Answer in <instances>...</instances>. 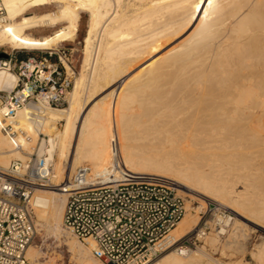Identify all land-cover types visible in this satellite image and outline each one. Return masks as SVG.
<instances>
[{"label":"bare ground","instance_id":"6f19581e","mask_svg":"<svg viewBox=\"0 0 264 264\" xmlns=\"http://www.w3.org/2000/svg\"><path fill=\"white\" fill-rule=\"evenodd\" d=\"M1 2L8 21L0 28V48L5 46L28 50L54 48L62 43L61 41L74 37L80 21V11L88 13L89 16L83 41L84 64L80 75L74 81L71 93L68 94L67 106L62 108L51 106L39 111L36 107L25 105L19 109L14 120L19 126L18 130L25 133L28 138L19 132L12 138L5 134L0 126L1 172L15 160L21 161L25 169L27 157L24 153L31 154L35 151L38 157L44 156L47 163L50 162L47 169L53 184L35 189L30 204L36 208L35 213L39 222L42 221L54 236L60 237L65 234L61 221L68 190L66 184L71 173L77 166L87 162L92 176L101 177L104 174L106 176L112 166L114 149L118 150L121 164L130 175H137L140 178L164 177L172 181L177 191L181 193H184L180 188L183 187L189 193H196L194 195L203 199H217L220 203H226L225 205L230 208L224 206L235 214L232 223L235 228H231L234 233H229L230 229L228 231L229 235L234 237L231 243L234 242L235 246L237 236L240 235H236L235 231H241L243 226L252 224L254 227L264 229V158L257 165L251 164L253 161L249 162L247 167L242 164V160L245 161V157L247 156V159L251 154L250 150L247 151L251 147L248 143L251 139L247 142L249 135L256 130L264 135V0H1ZM56 4H61L56 11L30 13L33 8ZM55 25L61 26L50 34L35 37L29 33L35 28L48 29ZM193 25L195 28L189 35L164 52L162 50L152 64L145 67L148 71L144 68L146 73L141 70L143 75L141 71L129 74L132 69L152 54L159 52L165 44L181 36ZM202 49L203 51L207 49V54L210 53L216 61L219 60L221 62L219 66L223 58L225 63L230 65L232 74L230 73L229 84L222 79L225 85L222 84L219 95L215 92L218 96L213 94L207 97L208 99L201 96L203 100L192 97L193 101L197 99L198 104L203 103L209 109L205 115H201L202 117L197 113L199 119L196 118L198 120L194 122L195 124L185 127L181 125L183 119L185 120L183 110H176L179 104L172 110L174 101L179 103L178 98L182 97L192 101L189 96L185 98L188 95L184 94L185 91L187 89L193 91V88L198 86H195L196 80L204 77L206 79L208 76L204 71H200L197 72L200 73L197 78L195 73L193 76L197 79L196 82H192L195 83L194 87L191 83L188 85L191 87L186 89L183 87L185 91L175 90L176 87L173 89L171 85L177 84L174 82V75L173 79L168 80L167 76L165 83L167 85L170 82L168 85L171 88L167 86L169 91H166L168 93L164 96L163 91L159 94L157 92L162 90L159 88L162 87V83L158 81L164 77L159 76V71L161 69L162 73L164 71L162 69L168 71L171 68L173 71V68L177 70L193 66L194 61L199 58L198 56V58L195 56L197 59L194 58L195 53L198 50L202 53ZM199 56L202 55L199 53ZM163 63L165 64L162 65ZM154 64L157 67H153ZM120 77L124 79L109 88L99 99L96 97L98 101L94 100L95 103L92 104L98 91L110 86ZM190 81L191 79L189 83ZM15 83L14 73L0 69V91L12 89ZM172 89L174 92L177 91L172 92L176 94L175 97L171 95ZM180 93L185 96L181 97ZM192 95L190 94V97ZM208 100L213 102L211 103L213 105L206 104ZM189 101L184 104L190 103ZM171 106L173 107L170 110ZM201 109L205 108L202 106ZM188 114L186 119L189 118ZM253 115L256 120L252 119ZM59 122H63L60 124L61 127L58 125ZM215 122L220 123V127L218 125L220 129L217 127L216 130L212 126ZM254 124L258 127L254 128ZM248 131L250 134H247ZM39 134L46 135L47 139H41L38 137ZM38 138L41 139L39 142ZM262 140L264 142V136ZM222 141L226 142L224 146ZM220 148H223V152ZM222 163L224 165H221ZM58 185L59 188L56 187ZM187 208L190 213L192 212L193 207L187 205L182 219L186 216ZM193 209L195 212V208ZM219 220L221 219L218 218ZM230 220L232 218H227L225 224ZM180 221L169 234L172 240H178L191 233L197 227L196 223L198 224L196 216L192 214ZM246 228L248 231V227ZM218 233L225 234L226 230L211 229L204 238V244L207 243L215 250L220 243ZM67 238L69 248L76 253L78 264H105L91 256L90 251L93 247L91 241L87 245L73 239L72 236ZM226 245L219 249L223 256L225 250L232 247ZM254 247L251 251L252 258L257 264H264V238ZM40 257L41 253L29 245L25 252L28 263L39 264L37 260H40ZM229 260L226 262L212 258L202 246L195 247L192 251L181 252L168 249L160 258L150 260L146 264H251L247 261Z\"/></svg>","mask_w":264,"mask_h":264},{"label":"built area","instance_id":"2783aa9c","mask_svg":"<svg viewBox=\"0 0 264 264\" xmlns=\"http://www.w3.org/2000/svg\"><path fill=\"white\" fill-rule=\"evenodd\" d=\"M7 21L0 0V28ZM1 48L6 57L0 58V69L14 73L16 83L12 89L0 91V126L12 138L18 132L26 136L14 120L19 109L28 105L40 111L67 104L74 78L72 50L65 45L9 52ZM112 154L106 176L94 177L90 166L80 165L66 184L62 227L87 245L91 241L93 258L105 264H146L168 249L190 250L192 243L205 236L209 229L203 220L206 208L194 235L170 239V232L186 212L184 197L164 177L131 176L122 166L118 150ZM49 163L44 156H36L25 169L15 160L0 170V264H26L25 252L35 237L30 198L33 186L50 181ZM219 213L221 220L215 227L226 230L230 213L225 209Z\"/></svg>","mask_w":264,"mask_h":264},{"label":"rangeland","instance_id":"374dc122","mask_svg":"<svg viewBox=\"0 0 264 264\" xmlns=\"http://www.w3.org/2000/svg\"><path fill=\"white\" fill-rule=\"evenodd\" d=\"M60 5L61 4H56V5H43V6H41V7H38V8H33V9H31L30 10V13H36V14H39V13H45V12H52V11H56V10H58L59 9V7H60ZM88 21H89V16H88V13H84V12H82V11H80V21H79V23H78V27H77V31H76V33H75V35H74V37L70 40H65V41H61L62 43H59L57 46H59V45H65V46H68L71 50H72V56H71V66H72V69L74 70V78H73V83H72V86H73V84H74V81L76 80V78L80 75V73H81V71H82V65L84 64V36H85V33H86V29H87V25H88ZM61 25H55V26H50L48 29L47 28H35V29H33V30H31L29 33L32 35V36H41V35H46V34H50V33H52V32H54V31H56L59 27H60ZM195 28V25H193L192 27H190L189 29H187L185 32H183L182 34H181V36H179L178 38H176L175 40H172L171 42H168L167 44H165L164 45V47H162V49L159 51V52H157V53H154V54H152L151 56H149V58H147L144 62H142L141 64H139L137 67H135L134 69H132L130 72H129V74H133V73H135V72H137V71H141V70H144V68L147 66H149V64L151 63L152 64V61L155 59V58H157V56H159V54L160 53H162V52H164L165 50H167L169 47H171V46H173V45H175V44H177V43H179V42H181L182 41V39L183 38H185L187 35H189V33L190 32H192V30ZM176 41V42H175ZM170 45V46H169ZM56 46V47H57ZM165 46H167V47H165ZM2 50H5V51H7V52H9L11 49H13V48H10V47H2L1 48ZM163 50V51H162ZM206 50L207 49H204V51H203V49H202V53L203 52H205V53H201V50H198L196 53H195V55H194V58L195 59H197L198 57V60H196V61H194L195 62V64L193 65V66H191V65H189L188 67H186L185 69H183V68H178L177 70H176V68H173V71H172V69L171 68H169V70L171 69V72L168 70V71H166L165 69H162V70H164L162 73H161V69H160V75L157 73V75L156 76H164L163 78H160V80L161 81H158V82H161V83H159V84H161L162 85V87H159V88H162V90H159V91H161V92H159V91H157L158 92V94L159 93H162V91L164 92V96H166V93H168V92H166V91H169V89H168V87L170 86V85H166V83L165 82H167L166 80H165V78H167V76H168V78H167V80L168 79H171L172 77H173V75H174V82H176L177 84H175L174 82H172V83H174V85L172 84L171 86H173V89H174V87H176L175 88V90L177 89V90H184V88L186 89L187 87H188V85L189 84H191L192 82H196L197 81V84H195V83H192L191 85H193V87H194V84H195V86H197V88H198V90H197V88L196 87H192L193 88V91L191 90V89H187L188 91H189V93L187 92V90L185 91L186 93H184L183 91V93L186 95V94H188V95H186V97L185 98H187L188 96V98H191L190 100H192V101H189L188 99H184V97H182V96H185V95H182L181 93V97L182 98H178L179 100L177 101V102H179V103H176V101H174V107L173 106H171L169 109L171 110V108H172V110H174V108H176L177 106H178V104H179V108H176V110L177 109H180L183 113H184V115H185V117H183V118H185V120L183 119V122L181 123V125L182 126H193L195 123L194 122H196L198 119H199V117L201 116V115H205L206 114V112H207V110L209 109V107L207 106V105H205V106H207V107H205L204 106V104L202 103V104H198L196 101H198L199 99H202L203 100V98L202 97H204L205 99L207 98V97H209V96H211V95H213V94H215L214 96H216L217 94L219 95V93H220V90H222L221 89V87H223L224 85H225V83L224 82H226V84H229V82H230V77H231V74H232V69H230V65H228L227 63H225V61H224V59L223 58H221V60H223V62H222V66L220 65L219 66V64L221 63V62H219V60L218 61H216L215 59V57L214 56H211L210 55V53H208L207 54V52H206ZM209 50V49H208ZM162 51V52H161ZM200 51V52H199ZM210 52V51H209ZM199 53H200V55H202V56H199ZM198 54V55H197ZM209 57L208 59L206 58L207 56ZM197 58H196V57ZM205 56V57H204ZM202 58V59H201ZM203 58L204 59H206V60H203ZM214 58V59H213ZM195 59H193V60H195ZM219 59H220V57H219ZM202 60V61H201ZM211 60V61H210ZM220 60V61H221ZM198 61V62H197ZM213 61V62H212ZM162 62H164V61H160V63H162ZM197 62V63H196ZM204 62H205V64H204ZM211 62V63H210ZM216 62V63H215ZM165 63H166V61H165ZM165 63H163L162 65H164ZM227 64V65H225V64ZM156 64H158V63H156ZM159 65V64H158ZM161 65V64H160ZM205 65V66H204ZM211 65H214V67H212ZM204 66V67H203ZM226 68H225V67ZM153 67H157V65H155L154 64V66ZM159 67V66H158ZM161 67V66H160ZM194 67V68H193ZM203 67V68H202ZM218 67H219V69H218ZM228 67V68H227ZM211 68V69H210ZM212 68H213V71H211L212 70ZM216 68V69H215ZM221 68V69H220ZM146 69V68H145ZM149 69V68H148ZM174 69L176 70V71H174ZM208 69H210V70H208ZM227 69V70H226ZM147 70V69H146ZM182 70V71H181ZM187 70V71H186ZM190 72H189V71ZM199 70V71H198ZM221 70V71H220ZM230 70V71H229ZM148 71V70H147ZM203 72L204 71V73H205V75L206 76H208V77H206V79H207V81H206V79H205V77H204V79H202V78H198L199 76L198 75H200V73L198 74L197 72ZM209 71H211L209 74H208V72ZM144 72H145V70H144ZM166 72V73H165ZM173 72L175 73V74H173ZM176 72H177V74H176ZM207 72V73H206ZM141 73H142V71H141ZM146 73V72H145ZM167 73H169V74H167ZM171 73H172V75H171ZM193 73V74H192ZM195 73H197L196 74V77L199 79V81H198V79L197 78H195L193 75L195 74ZM211 73H213L212 75H211ZM222 73H224V74H222ZM231 73V74H230ZM144 73H142V75H143ZM219 74V75H218ZM184 75V76H183ZM221 75V76H220ZM224 75V76H223ZM171 76V77H170ZM193 76V77H192ZM210 76H211V78H210ZM185 77V78H184ZM219 77H220V79H219ZM227 77V78H226ZM172 78V79H173ZM175 78H177V79H175ZM194 78V80H192ZM124 79V77H120L119 78V80H116L115 82H113L110 86H107V87H105L103 90H101V91H98L96 94H95V96H94V98H93V101L94 100H97V98L99 99L100 97H102L103 95H105L107 92H108V90H109V88H111L113 85H116V84H118L119 82H121L122 80ZM189 79H191V81H190V83H189ZM195 79H197L196 81H195ZM210 81H209V80ZM216 79V80H215ZM222 79H224L225 81L223 82L222 81ZM159 80V79H158ZM176 80V81H175ZM187 80V81H186ZM202 80V81H201ZM222 82H221V81ZM119 81V82H118ZM173 81V80H172ZM204 81V82H203ZM218 81V82H217ZM221 83H220V82ZM199 82V83H198ZM201 82V83H200ZM165 83V84H164ZM220 83V84H219ZM186 84V85H185ZM222 84H223V86H222ZM160 85V86H161ZM177 85V86H176ZM191 85L189 86V87H191ZM261 85H262V83H261ZM168 86V87H167ZM171 86H170V88H171ZM177 87H179V88H177ZM184 87V88H183ZM188 87V88H189ZM164 88V89H163ZM171 90V95H176V94H174V93H177V91H175L174 92V90ZM191 90V91H190ZM71 91H72V87L70 88V90H69V92L71 93ZM156 92V93H157ZM172 92H174V93H172ZM179 92V91H178ZM217 94H216V93ZM190 94L192 95L191 97H190ZM199 96H198V95ZM179 95V94H178ZM217 95V96H218ZM179 96V97H180ZM202 96V97H201ZM70 97V96H69ZM97 97V98H96ZM175 97V96H174ZM195 99V97L198 99H196V100H194L193 101V98ZM181 99H183V100H188L190 103H192L191 105H190V103H187V104H184V103H186V102H188V101H180ZM208 99V98H207ZM98 101V100H97ZM183 102V103H182ZM199 102V101H198ZM95 103V101L92 103V104H94ZM176 103V104H175ZM183 104L184 106H186V107H183V105L181 106L180 104ZM194 103V104H193ZM206 104H211V103H213V102H211V101H209L208 100V103H207V101L205 102ZM189 104V105H188ZM177 105V106H176ZM196 105H199V107L198 106H196ZM211 105H213V104H211ZM65 106H67V104H65L63 107H65ZM176 106V107H175ZM190 106H192V107H190ZM194 106V107H193ZM202 106H203V108H205L206 109V111H205V109H201L202 108ZM182 107V108H181ZM188 107H190V110L189 111H187L189 108ZM58 108H62V107H58ZM185 108H186V111H187V114L188 113H192L191 115H192V118H191V115H189L188 117L189 118H191L190 119V121H187V120H189V118L188 119H186V116H187V114L185 113L186 111H185ZM192 109H194V110H192ZM196 109V110H195ZM181 111H178V112H181ZM192 111H194V112H192ZM201 113H200V112ZM204 111H205V113H204ZM176 112V111H175ZM196 113V114H195ZM197 113H198V116L199 117H197ZM255 113V112H254ZM253 113V114H254ZM257 114H258V112L256 111V115L255 116H257ZM254 115H253V118L252 119H255L254 118ZM195 118H194V117ZM202 117V116H201ZM196 118H198V119H196ZM196 119V120H195ZM194 120V121H193ZM256 120V119H255ZM193 121V122H192ZM185 122H187V123H185ZM190 124H189V123ZM194 123V124H193ZM218 122H215V123H213V127L216 129V130H218V129H220L219 127H220V123H218ZM63 124V122H59V127H61V125ZM185 124V125H184ZM193 124V125H192ZM218 125H219V127H218ZM257 125L256 124H254L253 125V127L254 128H257L256 127ZM217 127H218V129H217ZM257 131V130H256ZM255 131V133H254V131H253V136H252V134H251V136L249 135V139L247 140V142L250 140V142H248L250 145H251V147H250V145H249V149H247V151L249 152V150L251 151L250 153V156H248L249 158H247L246 159V157H245V161H244V159L242 160L243 162H242V164L244 165L245 164V167H247V165H249L250 163L249 162H251V161H253V162H251V164H258L259 162H261L262 160H263V158H264V154H262V153H264V151H263V148H264V142H263V133H261L260 131H257L256 132ZM250 131H248V133L247 134H250L249 133ZM259 133V134H258ZM261 133V134H260ZM256 136H255V135ZM257 135L260 137H258L259 138V140H258V138H257ZM263 135V136H262ZM38 137H40L41 139H47V136L46 135H44V134H39L38 135ZM40 138H38L37 139V141L39 142V139ZM255 138H257L256 140H255ZM262 138V139H261ZM40 139V140H41ZM259 142H258V141ZM227 141V140H226ZM222 143V146H224L225 145V141H222L221 142ZM221 143L219 142L218 144H220V147H222L221 146ZM38 145V143L36 142V145L35 146H37ZM263 147V148H262ZM261 149V150H260ZM220 150H222V152H223V148H220ZM219 150V151H220ZM256 150H258V151H256ZM260 150V151H259ZM218 151V150H217ZM254 151V152H253ZM262 151V152H261ZM36 152L34 151L33 153H31V154H28V153H24L25 154V156L28 158H25L26 160H27V162H26V164L28 163V162H32V160L37 156L36 154H35ZM253 153V154H252ZM260 154V155H259ZM261 155H262V158H260L261 157ZM252 156V157H251ZM220 159V158H219ZM218 159V160H219ZM248 159H252V160H248ZM219 161H221V159L219 160ZM257 162V163H256ZM53 163H55V162H53ZM224 163V162H223ZM221 164V165H224V164ZM249 163V164H248ZM30 164V163H29ZM217 164H218V161H217ZM216 164V165H217ZM220 164V163H219ZM218 164V165H219ZM81 165H88V166H90L87 162H83ZM80 166V165H79ZM220 166V165H219ZM218 166V167H219ZM254 167V166H253ZM254 168H256V166L254 167ZM249 170V169H248ZM74 172V171H73ZM73 172L71 173V175L73 174ZM252 172H255V171H253L252 170ZM256 175V174H255ZM131 176H133V177H135V178H137V179H139L140 177H137V175H131ZM63 183V182H62ZM53 184V182L52 181H48L47 182V184H39V185H36V186H33V188H34V190L35 189H39V188H43V187H41V186H43V185H52ZM61 184V183H60ZM63 185V184H62ZM183 191H184V193H181V192H179L178 191V193L179 194H181L183 197H184V199H185V203H186V206L188 205V206H190V207H193V208H195V212H194V209L193 208H191L192 209V212L190 213L189 212V210H188V208H187V213H186V216L181 220V221H183L184 219H186V218H188L189 217V215L190 214H192V215H195L196 216V218H197V222H198V219H199V217L198 216H200V214H201V211H204V208H206V213L204 214V217H203V220L204 221H206L207 222V224H208V226H209V229L207 230V232H206V234H205V236H203L202 238H200L199 240H197V241H195V243H192L191 245H190V250L192 251V250H195V247L196 248H200V247H202L203 246V248H205V250H206V252L212 257V258H215V259H217V260H222V261H228V259H230L231 261H243V262H249V263H251V264H257V262L252 258V256H251V251H253L254 250V246L257 244V243H259L260 241H261V239H263L264 238V229L263 228H260V227H254L252 224H248V226H243L242 228L243 229H240V227H238V229H240L241 231H239V230H237V231H235L236 233V235H238V234H240V235H238L237 236V238H238V240L236 241L237 243H235L236 244V246L234 245V242L233 243H231L232 241L231 240H233V235H229V233H231V232H233L234 233V230H232L231 228H235L234 227V224H232L233 223V219H235L234 217H235V214L231 211V210H229V209H227L225 206H227V207H229L228 205H225L226 203H224V202H221L220 203V201H218L217 199H207V198H204L203 199V197H199V196H196V195H194V194H196V193H189L185 188H183V187H180ZM180 189V190H181ZM34 190H33V193H32V195L35 193L34 192ZM204 200V202H202V200ZM201 200V201H200ZM202 202V203H201ZM208 204H210V205H208ZM225 205V206H224ZM218 208H221V209H225L227 212H229L230 214H229V216L232 218V220H230L229 221V223H228V227H227V229H226V233L225 234H222V235H220L219 233H218V236H219V239H220V243H221V245H220V243L218 244V246H216V249L214 250L213 248H211V246L210 245H207V243H205L204 244V238L209 234V232L211 231V229L213 230V229H216L217 230V228L215 227V226H217V223H218V218H220V216H221V214L219 213V211L221 210H218ZM230 208V207H229ZM35 210H36V208H34V207H32V214H33V220H34V227H35V237H34V239H33V241L31 242V244H30V246L32 245L35 249H37L40 253H41V257H40V260H37L38 262L37 263H39V264H78L76 261H77V256H76V253L74 252V251H72V249H70L69 247H70V245L68 244V238H67V236L69 237V236H72L71 234H69L66 230H64L65 231V234H63V235H61L60 237H56V236H54L46 227V225L44 224V223H42V221H40L39 222V220L37 219V217H36V213H35ZM38 220V221H37ZM237 220V219H236ZM235 220V221H236ZM180 221V222H181ZM38 223V224H37ZM41 223L43 224V226L41 225ZM196 225H197V223H196ZM41 226V227H40ZM46 226V227H45ZM198 226L199 225H197V227L195 228V230H193L191 233H189V235L191 234H193L194 235V233H195V231H196V229L198 228ZM233 226V227H232ZM246 227H248V231H247V228ZM64 229V228H63ZM229 229H230V232L228 233V231H229ZM44 230V231H43ZM243 230V231H242ZM250 230H252V231H250ZM238 231L240 232V233H238ZM245 231H247V232H245ZM250 231V232H249ZM242 232H244V233H242ZM232 233V234H233ZM247 233L249 234V235H247ZM69 234V235H68ZM246 234V235H245ZM66 235V236H65ZM189 235H187V237L189 236ZM244 235L246 236L245 237V239H243V237H244ZM248 236V237H247ZM73 237V236H72ZM242 237V238H241ZM73 239H76V238H74L73 237ZM77 240V239H76ZM228 240V241H227ZM77 241H79V242H81L80 240H77ZM239 241V242H238ZM191 242H193V239H192V241ZM227 242V243H226ZM81 243H83V242H81ZM240 245H239V244ZM232 245V247H231V249L230 248H227L226 250H225V252H224V256H223V254H220L221 252H219L220 250V247H222V245ZM219 245H220V247H219ZM226 245V246H227ZM234 245V246H233ZM239 245V246H238ZM210 246V247H209ZM242 246V247H241ZM234 247V248H233ZM240 248V249H239ZM252 248V249H251ZM171 250H173V249H171ZM72 251V252H71ZM237 252V253H236ZM229 254V255H228ZM162 255V254H161ZM161 255L160 256H158L156 259H158V258H160L161 257ZM222 255V256H221ZM233 255V256H232ZM72 256V257H71ZM48 257V258H47ZM156 259H154V260H156ZM233 259V260H232ZM237 259H240V260H237ZM242 259V260H241ZM229 260V261H230ZM250 260H251V262H250ZM49 261V262H48ZM255 261V262H254ZM26 264H29L28 263V260L26 259Z\"/></svg>","mask_w":264,"mask_h":264},{"label":"water","instance_id":"95a60500","mask_svg":"<svg viewBox=\"0 0 264 264\" xmlns=\"http://www.w3.org/2000/svg\"><path fill=\"white\" fill-rule=\"evenodd\" d=\"M2 57H6V55L4 53H0V58Z\"/></svg>","mask_w":264,"mask_h":264}]
</instances>
